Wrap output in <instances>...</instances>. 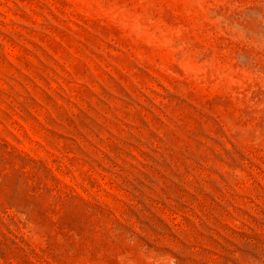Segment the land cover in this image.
I'll use <instances>...</instances> for the list:
<instances>
[{"label": "rangeland", "instance_id": "1", "mask_svg": "<svg viewBox=\"0 0 264 264\" xmlns=\"http://www.w3.org/2000/svg\"><path fill=\"white\" fill-rule=\"evenodd\" d=\"M0 264H264V0H0Z\"/></svg>", "mask_w": 264, "mask_h": 264}]
</instances>
